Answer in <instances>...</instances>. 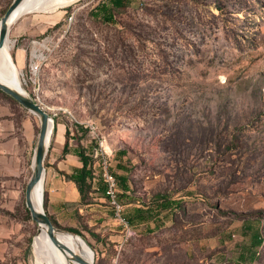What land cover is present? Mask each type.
I'll use <instances>...</instances> for the list:
<instances>
[{"label":"rangeland","instance_id":"374dc122","mask_svg":"<svg viewBox=\"0 0 264 264\" xmlns=\"http://www.w3.org/2000/svg\"><path fill=\"white\" fill-rule=\"evenodd\" d=\"M12 2L0 0V20ZM102 2L111 4L73 0L10 27L24 87L54 121L44 207L67 154L81 147L100 168V142L118 180L127 178L120 215L98 186L58 222L79 231L96 264H205L221 234L242 255L253 233L243 222L256 229L259 219L264 236V0H127L111 6V21L96 15ZM4 107L18 122L6 130L22 133L25 107L0 89V120ZM40 123L31 112L30 140L21 138L24 201ZM3 130L0 142H11ZM137 207L143 217L132 221ZM245 256L238 264L253 262Z\"/></svg>","mask_w":264,"mask_h":264},{"label":"crops","instance_id":"0c3cea01","mask_svg":"<svg viewBox=\"0 0 264 264\" xmlns=\"http://www.w3.org/2000/svg\"><path fill=\"white\" fill-rule=\"evenodd\" d=\"M4 108H7V110L1 109V115H4L3 117L5 118L0 120V128L4 129L1 132L5 136L11 135V142H0V264H31L29 241L37 222L32 218L26 201L22 199V190L15 182V179L19 177L15 169L22 166L21 157L25 149V147H22L21 138L24 141L23 143H25L31 137V111H28L29 115L26 117V109L20 110V112H23V132L11 134L6 129L16 128L18 123L16 121V112L9 107ZM18 128L20 129V126ZM8 151H13L14 153L9 155ZM74 153H68L67 159L60 163V165H64L61 169L66 170L67 173H72L76 167L82 166L80 157ZM9 156L12 157L13 164L9 163ZM10 167L14 169L12 172L8 173L4 171ZM6 176H9L12 181H5L4 177ZM52 176L53 178H49L48 181V212L57 222L65 223L69 221L65 212L71 211L74 215L76 208L73 206V203L81 200V193L77 183L67 178L64 174H52ZM95 188L99 190L98 185L93 184L92 191L90 192L92 193ZM99 200L104 201L106 198L100 196ZM90 205L96 204H87V206ZM90 209L97 213L100 211L97 207ZM142 210L139 207L135 209L133 215L130 217L132 221L133 217H143L141 215ZM243 225L247 231L253 229V233H251L249 247H245L240 251L242 255H235L236 252L231 247L232 241L224 234H221L218 237L219 247H216L214 250L213 248L210 249L209 255L211 258L205 257L202 262L205 264H238L242 262L241 258L251 254L254 257L251 264H264V236L261 229L259 230V219L255 220L256 229L252 228L250 220L247 225L243 222Z\"/></svg>","mask_w":264,"mask_h":264},{"label":"bare ground","instance_id":"6f19581e","mask_svg":"<svg viewBox=\"0 0 264 264\" xmlns=\"http://www.w3.org/2000/svg\"><path fill=\"white\" fill-rule=\"evenodd\" d=\"M72 1L73 0H24L13 12L10 23L13 24L23 14L34 11H48L58 5L68 4ZM14 46L15 41L8 36L5 43L0 48V80L27 93L21 78V70L17 67L12 54ZM34 54L41 57V54H38L37 50H35ZM53 123L54 121L51 119V128L53 127ZM46 175L47 173L45 174V177ZM44 179H42L36 186L34 192L35 201L39 206L42 203V197L44 194ZM58 237L61 242L66 244L73 251H65L57 246L50 238L47 226L41 224L35 241V264H83L75 259L73 253L82 255L85 258H92L94 256L92 248L82 236L70 231H61L59 232Z\"/></svg>","mask_w":264,"mask_h":264},{"label":"water","instance_id":"95a60500","mask_svg":"<svg viewBox=\"0 0 264 264\" xmlns=\"http://www.w3.org/2000/svg\"><path fill=\"white\" fill-rule=\"evenodd\" d=\"M23 1L24 0H13L11 5L1 18L0 48L3 46L9 36L10 27L12 24L10 23L12 14ZM0 89L9 94L15 100H17L29 111L37 114L40 118V131L34 151V161L32 164L33 171L27 182L25 190L26 204L30 210L32 218L37 222L39 226L38 230H40L41 224L46 225L50 238L57 246H59L65 251H73L66 244L59 240V232L65 230L59 228V226H57L53 222L52 218L48 214L46 208L44 207V194L40 206L37 205L34 198L35 188L41 182V180L45 178L46 174L45 159L51 142V132L52 130H54V123L53 127L51 128V119L53 118L51 117L49 112L44 108V106L39 103L36 99H34L30 94L25 93L18 88L10 86L2 80H0ZM73 256L76 260L83 264H96L94 256L92 258H85L84 256L79 255L77 253H73Z\"/></svg>","mask_w":264,"mask_h":264},{"label":"trees","instance_id":"16d2710c","mask_svg":"<svg viewBox=\"0 0 264 264\" xmlns=\"http://www.w3.org/2000/svg\"><path fill=\"white\" fill-rule=\"evenodd\" d=\"M111 4L102 2L99 4L98 11L96 15H99L100 13H103L104 17L107 21L113 20V16L111 13V6L115 7H123L126 5L127 0H109ZM67 134H70V131L67 132ZM68 144L69 141L66 142L65 146V152L68 151ZM75 153L80 157V160L82 162L81 167H76L72 173L63 172L62 173L69 179L75 181L78 185L79 191L81 193L82 200H86L88 197V194L90 191H92L93 187V173H92V166H91V157L87 155L86 150L83 148H76ZM122 184L123 188L125 190L128 189V186L125 185L127 183V178L125 176H120L119 179ZM101 189H104V186L100 187ZM166 207V206H165ZM53 222L59 226L58 222L53 218ZM69 230L72 232L79 233V231L76 228H69Z\"/></svg>","mask_w":264,"mask_h":264},{"label":"built area","instance_id":"2783aa9c","mask_svg":"<svg viewBox=\"0 0 264 264\" xmlns=\"http://www.w3.org/2000/svg\"><path fill=\"white\" fill-rule=\"evenodd\" d=\"M34 69H37V65H34ZM88 128L96 134V126H94L92 123L88 124ZM99 146L103 148L104 145ZM97 147L95 157H100V168H98V165H92V173H93V184H97L99 187L104 186V193L106 197L110 200L112 205L115 207L118 215H120L122 211V204L120 202V189H119V180L117 178V175L111 170L110 168V161L109 158L106 157V154L102 150L101 153H99L98 149L100 147ZM99 154L101 156H99ZM127 224H129L127 222Z\"/></svg>","mask_w":264,"mask_h":264}]
</instances>
